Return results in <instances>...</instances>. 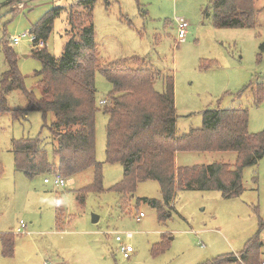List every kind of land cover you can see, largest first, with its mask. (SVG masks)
I'll use <instances>...</instances> for the list:
<instances>
[{"label": "rangeland", "instance_id": "374dc122", "mask_svg": "<svg viewBox=\"0 0 264 264\" xmlns=\"http://www.w3.org/2000/svg\"><path fill=\"white\" fill-rule=\"evenodd\" d=\"M0 0V78L7 69L5 42L30 32L47 13L58 10L45 43L59 59L67 42L68 10L81 0ZM211 0H94L92 22L100 65L135 57L159 73L155 90L173 78L177 135L200 129L203 113L218 109L248 111V133L264 129V0H254L257 26L252 29H216L204 16ZM188 24L178 39L177 21ZM24 77L27 92L35 97L41 62L32 57V45L22 39L10 47ZM133 66V65H131ZM95 85V160L102 165L101 189L93 185L94 171L76 174L67 187L52 184L51 174L26 178L14 167L12 142L39 139L48 162L56 164L50 127L52 114L26 112L20 118L0 114V235L14 238V255L0 264H211L239 258L264 223V156L242 173L243 193L223 199L216 191L191 189L175 194L160 220L146 200L163 203L159 184L145 181L133 193L114 191L123 166L106 163L108 101L111 84L97 71ZM248 88V89H245ZM260 88L261 100L257 101ZM244 91V92H243ZM7 97L11 110H25L24 95ZM235 153H179L177 166L235 163ZM47 178L50 184H44ZM163 206V204H161ZM143 217H140V214ZM97 217L95 223L92 218ZM20 222L25 229L18 233ZM259 259L264 260V228ZM119 236L132 248L128 259L119 251ZM238 264V262L226 263Z\"/></svg>", "mask_w": 264, "mask_h": 264}, {"label": "trees", "instance_id": "16d2710c", "mask_svg": "<svg viewBox=\"0 0 264 264\" xmlns=\"http://www.w3.org/2000/svg\"><path fill=\"white\" fill-rule=\"evenodd\" d=\"M93 3L94 0H81L69 8L71 31L66 32L67 42L59 59L51 56L46 47L38 48L39 43L45 46L58 10L47 13L32 26L30 33L35 40L31 54L42 65L41 71L36 73L39 97L25 90L16 55L5 42L7 69L0 78V114L17 119L26 112H40L44 116L50 113L54 118L50 132L55 142L56 164L48 162L39 139H24L12 142L15 170L28 179L55 170L54 173L69 180L80 172L93 169V185L81 191L101 189L102 165L95 160L94 76L99 71L112 86L104 105V113L108 115L106 163L123 166L122 180L114 191L133 193L137 184L156 181L163 203L146 202L158 210L160 220L168 216L164 210L179 191L195 188L219 192L223 199L239 197L243 193V170L256 165L264 156V129L255 135L248 133L247 110L218 109L203 113L200 129L178 136L172 77L165 79L163 91L158 92L155 82L159 73L147 68L140 59L132 57L103 67L100 65L94 41ZM204 16L216 29L257 26L254 0H211ZM259 51L264 54V43ZM16 91L26 99L27 106L23 111L7 107L8 95ZM256 94L259 102L260 88ZM177 153H235L236 159L233 165L218 162L177 167ZM263 228L264 223L260 222L257 233L238 259L216 260L211 264H259L262 261L259 259L262 246L259 233ZM0 246L2 257H13L14 238L10 233L0 235Z\"/></svg>", "mask_w": 264, "mask_h": 264}, {"label": "built area", "instance_id": "2783aa9c", "mask_svg": "<svg viewBox=\"0 0 264 264\" xmlns=\"http://www.w3.org/2000/svg\"><path fill=\"white\" fill-rule=\"evenodd\" d=\"M187 28H188V24L186 22H184L182 20H178L177 21V31H178V35L177 36H178L179 40H183L185 38L186 32H187ZM22 39H27L28 42L33 47V43H34L35 38L30 32L27 33V34L26 33L23 34L21 37H11L9 39V42H8L9 46L13 47V46L17 45L18 43H20V41ZM42 46H43V44L39 43L38 47H42ZM105 103H106L105 101H101L100 105H105ZM51 175L53 177L52 184L54 186H56V187L65 188V187L68 186L69 183H71V181H68L67 179L62 178L61 175L59 173H57V172L53 173ZM43 183L44 184H50L51 182H50L49 179L45 178L43 180ZM139 216L143 217L144 215L141 213ZM24 229H25L24 223L20 222V229L17 232L18 233L19 232L22 233ZM115 240H116V242L120 243L119 251L121 252L122 257L124 259H128L130 257V255L133 253L132 248L129 245H127V244H123V240L119 236H117L115 238ZM259 264H264V260H262Z\"/></svg>", "mask_w": 264, "mask_h": 264}, {"label": "crops", "instance_id": "0c3cea01", "mask_svg": "<svg viewBox=\"0 0 264 264\" xmlns=\"http://www.w3.org/2000/svg\"><path fill=\"white\" fill-rule=\"evenodd\" d=\"M14 93V92H13ZM9 97V96H8ZM179 136V135H178ZM179 153H177L176 154V158H177V155H178ZM186 154V153H185ZM192 154V153H191ZM213 163H218V162H213ZM222 163H225L224 161L222 162ZM227 164H229V165H233V163H227ZM178 165V164H177ZM208 165V164H207ZM196 166H198V165H196ZM177 167H192V166H177ZM20 229V228H19ZM18 229V230H19Z\"/></svg>", "mask_w": 264, "mask_h": 264}, {"label": "water", "instance_id": "95a60500", "mask_svg": "<svg viewBox=\"0 0 264 264\" xmlns=\"http://www.w3.org/2000/svg\"><path fill=\"white\" fill-rule=\"evenodd\" d=\"M97 221V217L92 218V222L95 223Z\"/></svg>", "mask_w": 264, "mask_h": 264}]
</instances>
